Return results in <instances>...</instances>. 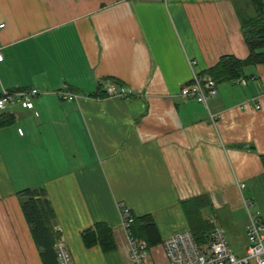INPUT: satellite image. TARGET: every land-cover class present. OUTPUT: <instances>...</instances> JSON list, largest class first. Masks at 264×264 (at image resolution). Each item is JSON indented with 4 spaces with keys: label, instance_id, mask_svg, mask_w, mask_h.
<instances>
[{
    "label": "crops",
    "instance_id": "1",
    "mask_svg": "<svg viewBox=\"0 0 264 264\" xmlns=\"http://www.w3.org/2000/svg\"><path fill=\"white\" fill-rule=\"evenodd\" d=\"M253 14L251 0H0V92L40 91L32 108L0 109L12 117L0 125V264H42L16 196L37 187L74 264H131L120 204L150 214L163 241L188 228L180 201L202 194L203 218L243 255L244 200L264 222V64L216 82L205 102L180 89L221 56L248 55L240 19ZM109 82L136 95L101 96ZM96 222L113 250L83 245ZM147 261L167 264L162 242Z\"/></svg>",
    "mask_w": 264,
    "mask_h": 264
},
{
    "label": "trees",
    "instance_id": "2",
    "mask_svg": "<svg viewBox=\"0 0 264 264\" xmlns=\"http://www.w3.org/2000/svg\"><path fill=\"white\" fill-rule=\"evenodd\" d=\"M254 14L240 19L241 32L248 47V55L239 59L231 55L221 56L218 61L207 68L206 74L216 82L233 79L242 75L244 66L264 64V4L261 0H251ZM117 83V82H116ZM103 95V90L101 91ZM9 114H0V125L9 123ZM264 165V154H260ZM22 213L28 225L33 242L38 250L42 264H58L54 244L60 236L56 229L55 214L50 201L42 187L24 188L16 192ZM210 205L206 194L180 201L188 228L194 239L207 243L214 225L203 218L201 210ZM129 236L146 241L147 247L162 242L154 220L150 214L133 216L128 228ZM80 237L85 247L98 245L107 252L115 248L112 229L104 222H96L81 231Z\"/></svg>",
    "mask_w": 264,
    "mask_h": 264
},
{
    "label": "built area",
    "instance_id": "3",
    "mask_svg": "<svg viewBox=\"0 0 264 264\" xmlns=\"http://www.w3.org/2000/svg\"><path fill=\"white\" fill-rule=\"evenodd\" d=\"M1 26V25H0ZM1 58V57H0ZM241 81L244 82L243 79ZM213 81L208 78L202 81L196 75L192 77L188 85L180 89V95L185 99H196L205 102L207 94H215ZM40 91L37 88H20L14 90L2 89L0 92V109L12 106L16 103L32 108V98ZM56 94L63 100H74L77 96L67 89L62 88ZM105 97L130 98L136 95L134 91L123 84L109 82L103 87ZM244 187L243 183L238 184ZM248 222L245 233L247 245L243 255L236 256L231 252L225 236V230L220 226H214L209 234L207 243H198L188 228L177 230L162 241L167 264H264V222L257 212L249 208L251 203L244 200ZM120 208V223L128 235L129 257L131 264H150L147 261L148 247L146 241L141 238L129 236L128 228L132 221L130 210L124 205ZM56 260L58 264H74L64 238L60 235L54 244Z\"/></svg>",
    "mask_w": 264,
    "mask_h": 264
},
{
    "label": "rangeland",
    "instance_id": "4",
    "mask_svg": "<svg viewBox=\"0 0 264 264\" xmlns=\"http://www.w3.org/2000/svg\"><path fill=\"white\" fill-rule=\"evenodd\" d=\"M238 196H239L238 197V204L233 202L235 206L232 209L233 217H234V219H236V224L237 225H239L243 221L244 216H245V209H244L242 203L239 204L240 194H238ZM250 209L252 210V206L250 207Z\"/></svg>",
    "mask_w": 264,
    "mask_h": 264
}]
</instances>
